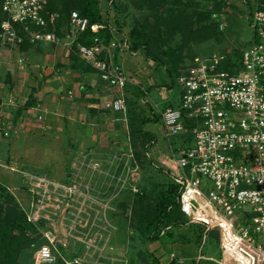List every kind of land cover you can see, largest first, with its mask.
Masks as SVG:
<instances>
[{
    "label": "built area",
    "instance_id": "1",
    "mask_svg": "<svg viewBox=\"0 0 264 264\" xmlns=\"http://www.w3.org/2000/svg\"><path fill=\"white\" fill-rule=\"evenodd\" d=\"M248 1L252 0L240 3L245 7ZM46 5V0H5L2 10L7 18L1 25L2 45L20 46L27 39L33 45L64 44L70 51L77 46L79 57L93 66L102 81L120 92L105 102L104 109L121 113L127 119L125 89L129 79L123 66L114 59L115 49L124 52L116 29L113 30L116 37L109 45L100 37L89 46L78 44L76 41L82 34L87 31L97 34L105 26L91 25L88 18L74 11L69 20L70 32L60 38L55 32L59 16L45 14ZM16 27L24 36H20ZM252 28L258 42L253 40L242 51L240 65L229 62L224 52L196 56L177 79L181 108L157 111L166 137L192 135L186 151L172 157L164 171L179 187L180 209L188 222L203 227L207 233L219 232L221 256L217 264H264V12H254ZM105 53L103 60L100 57ZM184 113L194 121L191 132L185 128ZM4 136L8 138L9 131ZM10 170L26 181L25 189L30 196L25 214L36 227L37 240L41 242L34 264H59L60 261L87 264L86 261L92 260L103 264L111 259L108 254H112L110 249L114 250L113 239L106 235H112L114 226L108 222V216L101 217V224L95 223L92 231L96 232L89 233L91 238L87 237L80 252L74 244L75 250L70 253V242H67L68 237L75 238L79 226L87 221L83 215L89 209L91 196L99 198L107 194L88 187L83 189L81 173L73 167L67 183ZM125 171L126 177L118 179L123 190L140 193V185L130 181L129 168ZM116 177L112 176V180ZM107 212L112 209L105 208L104 216ZM61 218L65 219L64 223L70 222V226L65 225L68 227L60 231L47 230V224ZM40 225L43 226L40 228ZM29 236L33 238L35 233L30 232ZM174 260L184 264L176 252L167 257V264Z\"/></svg>",
    "mask_w": 264,
    "mask_h": 264
},
{
    "label": "rangeland",
    "instance_id": "2",
    "mask_svg": "<svg viewBox=\"0 0 264 264\" xmlns=\"http://www.w3.org/2000/svg\"><path fill=\"white\" fill-rule=\"evenodd\" d=\"M113 1L115 2L112 3ZM220 1H225V4L229 7L226 9L227 12L220 16L219 28L223 36L222 40L218 41L215 38L207 42H193L191 45L186 46L181 56L180 70L191 64L192 59L196 56H206L218 51L231 52L236 49L242 51L252 44L253 28L250 14L241 5L240 0H191L190 5L194 3V8L198 7V11L204 9L212 10L214 9V4ZM99 2L102 15L110 22L113 30L116 29L119 45L124 50V53L126 52L123 57L119 56L120 59L118 57L120 62H117V60L115 62L124 65L128 62L125 60L129 56L139 62L141 69H145L146 67L153 73L151 79L147 77L150 85L169 83L170 78L164 67H158L157 64L148 59L144 51H133L131 48L130 33L136 26L137 21H140L142 24L147 23L148 20L150 24L156 23L155 17L152 14L156 13L158 8H152L149 1L144 0H99ZM166 2L167 4L163 8L161 15V34L156 33L154 35L156 46L161 51L167 50L169 46L175 48L179 45L181 39L178 35L174 36L172 33L175 18L180 7L175 6L173 0H166ZM164 42L167 45H164ZM124 68L128 70V67L125 65ZM145 73L143 78L146 77ZM179 91L177 87H174L171 91L163 88H153V100L158 104L159 111L163 112L170 106L171 102L177 104L179 101ZM144 110L147 113L149 108L146 107ZM37 113L41 114L38 111ZM35 120L38 123L42 122L38 119ZM128 123L131 134H129L127 149H113L109 153L110 160L107 163L101 158L100 161L88 162L87 157H84L85 155H79L75 162H73L74 159H71L72 150L67 144L68 137L65 136L66 134L61 133V135H58L56 132H51V130L43 134L35 131L31 137L23 134V137L27 141L23 145L19 143L22 148L19 147L20 151L17 153L22 158V161L20 159L18 161H5L7 157L5 153L6 146L0 145V184L8 188V191L5 193H2L0 190V201L5 203V197L3 195L11 194L14 195L20 210L25 213V209H29L30 196L25 189L26 181L21 178L20 174L11 171L10 168L46 176L57 182L67 183V177L71 174L73 167V169L78 170V173H81L82 179L80 184L82 186L84 185L83 189L88 187L90 190L95 189V191L107 195L99 198L97 196H91L93 198L88 203L89 209L86 210L85 208L86 211H84L85 214L83 215V218L87 221L82 223V227L79 226L78 232L74 234V239L72 237L67 238V242H70V253L75 250L72 248L74 244L77 245L76 248H79L80 252V249H83L84 241L88 240L87 237L91 238V234L89 235V233L96 232L92 231V227L101 224L102 216H108V222L114 227L112 229V235L109 236V233H107L106 237H112L113 243L111 244L114 246L116 254L111 259L103 262V264H167V257L172 252H176L179 258L184 261V264H217L216 261L221 256L219 232L208 234L197 225H192L188 222L183 227L172 230V238L167 237L165 231L162 234L163 239L161 241L150 242L142 231L136 229L135 225L138 222H135L132 211L134 209L133 201L136 200L137 196H135L132 190H123V184L118 179L125 178L127 175L125 169L129 168L130 181H136L135 183L140 185L141 191L145 189V193L150 195L148 200L141 205L145 211H148L152 208L151 203L154 194L152 191L156 186L159 189V185L168 183V177L165 175V171L161 167L160 162L166 161L168 156L162 160L157 159L153 154L149 155L153 160L145 156L142 144L143 142H147V140L143 141L142 137L134 134L130 121H127ZM146 130L155 132L158 136L159 143L154 146L152 144L155 151L165 147V150L170 152L169 145L179 147V139L177 137H163L160 124H150L146 126ZM32 146L34 148L33 155L31 152ZM152 146L150 145L149 148ZM27 156L29 157L25 160L24 157ZM79 158L82 159L79 160ZM76 161H81V164L77 162V165ZM85 161L89 164L82 165ZM152 161H155V163ZM111 163V167H108V164ZM112 176L117 177L112 180ZM110 188L112 193L109 190ZM106 191L110 192L105 193ZM111 202H113L112 206L110 204ZM122 204L129 206L128 209H123L121 207ZM105 208L108 211L112 209V212H107L106 216H104ZM64 220V218H61L56 219L55 222H50L46 225L47 230L49 229L51 231L55 228L57 231H60L61 228L70 226V222L64 223ZM42 226L40 225V228ZM44 229L42 230L45 231ZM72 239L73 242L71 241ZM37 242L29 250L20 255L22 264H34L38 250L37 246L41 243ZM109 251L111 252V249ZM82 253H84V250ZM105 254L107 255V253ZM85 263L96 264L94 260L86 261Z\"/></svg>",
    "mask_w": 264,
    "mask_h": 264
},
{
    "label": "crops",
    "instance_id": "3",
    "mask_svg": "<svg viewBox=\"0 0 264 264\" xmlns=\"http://www.w3.org/2000/svg\"><path fill=\"white\" fill-rule=\"evenodd\" d=\"M124 54L126 52H119L118 57H123ZM119 59L117 58V62H120ZM19 60H23V63H19ZM80 60L74 59L71 51L64 44H36L25 48L7 44L1 46L0 145L6 146L5 161L19 159L22 161L17 155L21 147L19 143L23 145L27 141L23 134L31 137L35 131L42 134L50 130L58 135L65 133L68 137L67 144L72 150L71 159L74 161L79 155H85L88 161H100L101 158L107 163L110 160L109 153L113 149H127L131 134L127 121L130 120L128 117L124 119L125 116L121 113L104 109L105 102L116 98L120 94L119 90L102 81L99 73L92 69V65ZM125 61H128L127 65L124 64L128 70L121 64L129 79L125 94L128 99H135L136 88L146 91V96L136 98L137 106L141 110L140 117L150 119L144 131L154 137L151 146L157 145L159 143L157 134L146 130V126L150 124H160L163 137H166L162 119L160 123L153 121L160 117L157 114L159 106L153 100V88H163L167 91L172 89L164 87L166 84L150 85L147 80V77L152 78L153 73L150 70L146 67L141 69L139 62L129 56ZM144 73L146 77L143 78ZM32 93L39 102L38 108L20 114L19 109L23 108ZM178 99L177 104L171 102L166 109L179 108L180 91ZM146 107L149 108L147 113L144 110ZM39 117L42 119L40 120ZM35 119L42 122L38 123ZM5 131L10 133L8 138L2 135ZM178 139L179 147L169 145L170 152L165 150V147L155 151L152 146L147 156L153 154L159 160L168 156L166 161H160L164 169L172 157L184 153L191 143L185 135ZM31 152L33 155V146ZM28 157L24 159L27 160ZM111 253L108 257L112 258L116 250Z\"/></svg>",
    "mask_w": 264,
    "mask_h": 264
},
{
    "label": "trees",
    "instance_id": "4",
    "mask_svg": "<svg viewBox=\"0 0 264 264\" xmlns=\"http://www.w3.org/2000/svg\"><path fill=\"white\" fill-rule=\"evenodd\" d=\"M4 1L5 0H0V49L2 46L1 25L7 18L2 10ZM144 1H149L152 8H158L156 13L152 14L153 17H155L156 23L150 24L148 19L146 20H148L149 23L147 22L144 24L137 21L136 26L130 33L131 48L133 51H144V54L148 59L157 64L158 67H164L168 77L170 78V83L164 85V87L173 89L177 86L176 80L188 67L185 66L180 70V64L182 61L181 56L186 46L191 45L193 42H207L215 38L218 39V41H221L223 36L219 28L220 16L225 14L227 12L226 9L229 7L225 4V1H220L214 4V9L212 10L204 9L198 11L199 8H194V3L190 5L191 0H173L174 5L179 6L180 10L176 15L174 30L172 33L174 36L178 35L181 39L179 45L175 48L169 46L167 50L161 51L156 46L154 35L156 33L161 34V15L167 2L166 0ZM46 2L47 5L45 14L52 13L59 16L55 32L60 38H65L66 34L70 32V16L72 12L77 11L82 17L88 18L91 25L99 24L105 26V28L100 30L97 34H94L91 31H87L85 34H82L76 41L78 44L80 43L89 46L93 43V40L96 37H100L106 45H109L112 40L115 39L116 34L113 32V27L102 15L99 0H46ZM114 2L115 1L112 3ZM245 7L249 11L252 24V16L254 12H264V0L248 1ZM16 28L20 36H24L22 30L19 27ZM50 31H52V29H50ZM253 40L258 42V38L255 33H253ZM30 45L33 44L25 39L24 43L20 45V47L25 48ZM164 45H167V43L164 42ZM76 48L77 46L72 48L71 56H73L74 59L80 60L81 58L79 57ZM242 51L236 49L231 52L224 53L228 54L229 62H237L240 65ZM119 52V49H115L113 51L115 61L118 58ZM106 55L107 53H105V55H101L100 58L104 60L106 59ZM92 69L96 71L93 67ZM127 88L128 85L126 87V91ZM146 94L145 90L142 91L141 88H136L135 99H128L126 95L127 117L133 127V133L142 137L143 141L147 140V142H143L142 144L145 156H147L149 146L152 141H154V137L144 131V127L147 123H149L150 119L140 117L141 110H139L137 106L136 98H141L146 96ZM38 106L39 102L34 96V93H32L23 108L19 109V112L21 114L28 110L38 108ZM160 117L153 121L160 123ZM184 124L186 130L191 132L194 127V121L188 119L185 113ZM2 135L4 136V133ZM187 137L192 141V135L187 134ZM159 186V189H157L156 186L152 191V193H154L151 203L152 208L148 211H145L141 205L148 200L150 195L145 193V189H142L140 193H134L137 197L136 200L133 201L134 209L132 214L135 222H138L135 226L137 230L144 233V236L147 237L150 242L161 241L163 239L162 234L165 231V235L172 238V230L183 227L184 224L188 223V219L184 216L180 209L178 201L180 191L179 187L172 183L169 179L168 183ZM0 190L2 193H5L8 191V188L0 184ZM3 196L5 197V203L0 201V264H22L20 261V255L29 250L37 240L36 234L32 238L29 236V233H37V229L28 221L26 214L19 209L14 195L5 194ZM121 207L127 210L129 206L122 204ZM197 226L205 230L203 227L199 225ZM177 263L178 261L174 260L169 264ZM59 264L65 263L60 261Z\"/></svg>",
    "mask_w": 264,
    "mask_h": 264
}]
</instances>
